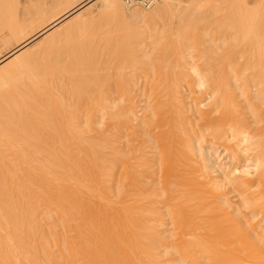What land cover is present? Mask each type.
<instances>
[{
  "label": "bare ground",
  "instance_id": "bare-ground-1",
  "mask_svg": "<svg viewBox=\"0 0 264 264\" xmlns=\"http://www.w3.org/2000/svg\"><path fill=\"white\" fill-rule=\"evenodd\" d=\"M0 1L15 40L0 58V264H264V19L238 0L233 17L214 19L222 29L200 9L188 7V22L176 0L151 12L123 0ZM94 1L117 24L142 21L120 38L152 39L143 63L120 51L96 61L97 18L83 13ZM168 20L184 30L175 43L163 38ZM205 25L226 30L222 48ZM60 33L74 41L68 55L55 49Z\"/></svg>",
  "mask_w": 264,
  "mask_h": 264
},
{
  "label": "rangeland",
  "instance_id": "rangeland-1",
  "mask_svg": "<svg viewBox=\"0 0 264 264\" xmlns=\"http://www.w3.org/2000/svg\"><path fill=\"white\" fill-rule=\"evenodd\" d=\"M8 0H6L5 2H7ZM65 1V0H64ZM67 1V4L69 3V5H70V3H71V0H66ZM66 1H65V3H66ZM163 1L164 0H161L158 4H156L154 7L156 8V7H159L161 4H163ZM193 1H195V0H176V3H179L180 5H181V9H184V11H185V13H184V11H182L181 13H184V14H181V16H188V14H186V12L188 13L189 12V8H195V9H192V10H197V11H199L198 9H200V11L202 10L203 12H202V15H204V17L203 18H206L207 16L209 17H207L206 19H209L208 20V22H210V21H216V20H214V19H217V17L218 18H221L222 17V19H223V17H225L226 16V18L224 19V20H222V19H220V20H222V22H224L226 19H227V17L229 18V15L231 16V15H233V14H229V12H227L228 10H229V8H230V6L232 5L233 6V4L234 3H232V4H230L229 2H231V1H233L234 2V0H226V2H225V0H213V1H211V0H198V2L199 1H201L200 3L201 4H199V3H197L196 1H195V3H197L195 6H194V2ZM222 1V2H221ZM224 1V2H223ZM238 1H242V6H241V8H243V9H240V10H246L247 12L246 13H244L243 15L245 16V17H250V18H256V19H260V18H262V19H264V0H238ZM1 2V1H0ZM95 2H97V1H94V3ZM125 1L123 0V4H124V8L126 9L127 8V10H130V11H133L135 8H136V10L137 9H139V10H143V11H145V12H151V11H153L154 9V7H151V8H145V7H140V6H137V7H132V8H130V7H128V6H126V4L124 3ZM162 2V3H161ZM194 3L192 6L190 5L191 3ZM203 2L206 4V5H204L203 4ZM214 2V3H213ZM63 3V2H62ZM61 3V4H62ZM212 3V4H211ZM226 3H228V4H226ZM1 4H5L4 2H2ZM67 4H65V5H67ZM72 4V3H71ZM93 6H92V5ZM215 4V5H214ZM230 4V5H229ZM6 7H8V4L6 3ZM63 5V4H62ZM89 5H91L92 7H89L88 6V8L85 10V11H83V13H84V18H89V16H96V18H97V20H96V23H95V27H96V25H97V27H96V29L95 30H93V32H95L96 33V35H95V37H96V39H102L101 37H105V36H107V35H109L110 37L111 36H113V37H115V35H116V39H117V41H122V36L124 37V35L123 34H125V33H127L125 30H127L126 29V27H130L131 25V28L130 29H133V25H139V23H142V21H138V19L134 22L135 24H132L133 23V21H132V23H130L131 25H124V26H126L125 27V30H124V26H122V24H117L115 21H113V19L112 18H108L107 16H106V14H101V15H103L104 17L102 18V17H100L101 15H99V11H101L102 9L100 8L101 6H99V3L97 2V3H95V5L93 4V3H90ZM159 5V6H158ZM200 5V6H199ZM202 5V6H201ZM210 5V6H209ZM196 6H199V7H197L196 8ZM2 7H5V6H0V8L2 9ZM5 7V8H6ZM11 7V5H9V8ZM189 7V8H188ZM208 7V8H207ZM210 7V8H209ZM235 7H236V5H235ZM239 7V6H238ZM238 7L236 8V9H238ZM5 8H3L4 10H6ZM186 8V9H185ZM188 8V9H187ZM207 8V9H206ZM211 8H213L214 10H216V8L218 9V10H220L218 13H216V15H214V10H213V12H212V10H211ZM0 10V14H1V18H0V20L1 19H3L4 17H7L6 16V14H7V12H6V14H5V16L3 17V15H4V10ZM11 9H12V7H11ZM152 9V10H151ZM203 9H205V10H207L206 12L203 10ZM232 9V11H233V8H231ZM10 10V9H9ZM188 10V11H187ZM191 10V9H190ZM208 10H210L209 12H210V14L208 13ZM223 10V11H222ZM197 11H191L192 13H194V15L197 13ZM199 11V12H200ZM238 11V10H237ZM3 12V13H2ZM190 12V13H191ZM234 12V11H233ZM9 13V12H8ZM189 13V15H190V17L191 16H193V15H191ZM205 13V14H204ZM236 13L237 12H235V17L237 16L236 15ZM239 13V12H238ZM241 13V15H242V12H240ZM11 14H13V13H11ZM98 14V15H97ZM113 14V13H112ZM201 14V13H200ZM199 13H197L196 14V16H198L199 18L201 17V15H200ZM209 14V15H208ZM227 14H228V16H227ZM200 15V16H199ZM207 15V16H206ZM196 16H193V18H194V20L197 18ZM217 16V17H216ZM243 16V17H244ZM10 17H12V16H10ZM9 16L7 17V18H10ZM14 17V16H13ZM111 17V16H110ZM116 17V16H115ZM115 17H114V14H113V18L115 19ZM119 17V16H118ZM201 17V18H202ZM231 17H233V16H231ZM239 17H241V16H239ZM98 18H100L99 20H98ZM183 18V17H182ZM182 18H180V16H179V18H177V19H181V22H182ZM185 18H187V21H188V18H189V16L188 17H185ZM185 18H184V21H185ZM193 18H191V19H193ZM11 19V18H10ZM112 21H111V20ZM118 19H120V18H118ZM205 19V20H206ZM261 19V20H262ZM4 20V19H3ZM9 20V19H8ZM16 20H19V19H15V21ZM116 20V19H115ZM133 20H135V19H133ZM190 20V19H189ZM15 21L13 20V22L15 23ZM20 22H23L22 20H19ZM19 21H17L18 23L17 24H19L20 22ZM122 21V20H121ZM129 21H131V20H129ZM128 20L126 21L127 22V24H129L128 22H129ZM196 21V20H195ZM195 21L194 22H192V20H190V23L192 22L193 24L195 23ZM219 21V20H218ZM218 21H216V25H219L220 26V24H218V23H220V22H218ZM1 22V21H0ZM13 22L11 23V24H13ZM125 22V23H126ZM139 22V23H138ZM168 22V24H166ZM170 22V20H168V21H166V25L168 26H166L165 28V30H164V32H162V33H164L165 34V36L167 35V33H168V35L166 36V37H163V38H165L164 40H167L166 38H168V36H169V39H168V41H167V43L169 42V43H171V41L173 40L174 41V43H175V41L176 40H178L176 37L174 38V35L172 36V34L174 33V34H178L179 32H181L180 31V26L178 27V29H176V27H175V23H174V25H173V23H172V25H171V23H169ZM186 22V21H185ZM189 22V21H188ZM221 22V23H222ZM3 23V25H0V58L2 57V55H6L14 46H15V43H14V39L12 38H10V34H9V30L7 29V28H5L4 29V24L6 23V24H8V22H5V20L2 22ZM2 23H0V24H2ZM72 23V22H71ZM137 23V24H136ZM187 23V22H186ZM185 23V24H186ZM189 23V24H190ZM191 23V24H192ZM197 23V22H196ZM206 23V22H205ZM213 23V25H214V22H212ZM10 24V25H11ZM124 24V23H123ZM184 24V26H189L188 25V23L185 25ZM190 24V25H191ZM192 24V25H193ZM120 25H121V27H120ZM164 24L162 23L161 24V26H163ZM197 25H200V24H197ZM203 25V24H202ZM207 25H209V23L207 24ZM212 25V26H213ZM216 25H214V26H216ZM226 24H224V26H225ZM2 26V27H1ZM12 26V25H11ZM173 26V27H172ZM222 26H223V23H222ZM5 27H7V26H5ZM8 27H10L9 25H8ZM22 27H23V24H22ZM122 27H123V29H122ZM160 27V26H159ZM196 27V25L194 26V28ZM203 27H204V25H203ZM205 27H206V25H205ZM209 27H211V26H209ZM209 27L207 28L206 27V29H207V31H204V30H206V29H204V30H200V31H204V32H208L207 34L208 35H210L211 34V37H212V39H215V41H216V39H217V42L218 43H216V46L215 45H213L212 43H210L211 45H210V47L212 46V47H217V45L218 46H222L223 47V42L222 41H224V40H220V39H224V35H222V34H219V33H217L220 29H215L214 30V28L212 29V28H210L209 29ZM1 28H3V29H1ZM135 28H137V26L135 27ZM199 28H201V25H200V27L198 26L197 28H195V30H196V32H197V30L199 29ZM220 28H221V26H220ZM162 29V31H163V28H161ZM202 29V28H201ZM222 29V28H221ZM59 30V29H58ZM124 31V33L122 32V31ZM129 30V29H128ZM127 30V31H128ZM176 30H179V32L178 31H176ZM225 30V29H224ZM219 31V32H224L225 33V31ZM254 30V31H253ZM252 31L253 32H255V31H259V30H256V29H253ZM134 31H135V29H134ZM159 30H157V31H155V32H158ZM216 31V32H215ZM230 31V30H229ZM233 31V30H232ZM232 31H230L231 33H234V32H232ZM111 32V33H110ZM137 32V31H136ZM135 32V33H136ZM184 32V30L182 29V32L181 33H183ZM195 32V33H196ZM204 32L203 33H200V35H202L203 34V38H204ZM123 33V34H122ZM159 33H161V32H159ZM180 33V34H181ZM195 33H193V34H195ZM198 33V32H197ZM196 33V34H197ZM210 33V34H209ZM65 33H60V35L57 37V38H60V41H59V44H56L55 43V45H57L56 46V48H55V46H53V49H50L52 52H53V56H55L54 54H56V56H57V52L58 51H60V53H62V52H64V54L66 55L68 52L70 53V49H71V52L73 51V46L72 45H74V41L73 42H71V41H68L69 39L68 38H65V35H64ZM113 34V35H112ZM121 34H122V36H121ZM164 34H162V35H164ZM170 34H171V36H170ZM179 34V35H180ZM126 35V34H125ZM198 35H199V33H198ZM215 35V36H214ZM63 36V37H62ZM109 36H107V37H105V38H107L108 39V37ZM120 38H118V37ZM195 36H197V35H195ZM213 36L215 37V38H213ZM219 36V39L217 38ZM100 37V38H99ZM193 37H194V35H193ZM192 37V38H193ZM197 37H201V36H197ZM223 37V38H222ZM63 38V39H62ZM112 38V37H111ZM161 38V40L163 39L162 37H160ZM202 38V39H203ZM208 38H209V36H208ZM68 39V40H67ZM176 39V40H175ZM201 39V38H200ZM205 39H207V38H205ZM11 40V41H10ZM13 40V41H12ZM64 40V41H63ZM71 40V39H70ZM80 40L83 42L84 41V39L83 38H80ZM97 40V51H100L101 49H102V51H100V52H98V57H96L95 59H96V61L98 62V60L100 59L99 57H101V59H100V61H99V63L100 64H103V65H111L110 63H107L106 64V60H107V62H108V60H109V62H110V60L113 58V60L115 61H118V58L120 57V55H121V57L119 58L120 59V62H124L125 64H135V62L136 61H134L133 60V58H134V56H135V60H137V59H139V61H137L136 63L139 65L140 63H143V61L142 60H140V59H142L141 57H143V56H145L146 57V55H148V52L149 53H151V48L153 47V49H154V45L152 44V39H150L149 37H148V35H144V36H142L141 38L139 37V38H133L132 40H131V38H130V41H129V39L126 41V44H125V42L124 41H122L121 43H118V42H114L113 40V38L111 39L112 41V46H111V42H110V44L108 43V41H106L107 42V44L108 45H104V44H106L105 43V40L104 41H98ZM125 40V39H124ZM164 40H163V43H164ZM9 41V42H8ZM66 41H68L69 43H70V45H69V43L68 42H66ZM172 41V42H173ZM180 41H181V39H180ZM66 42V43H65ZM100 42H101V44H103V46H105L104 48H102V45L100 44ZM124 42V43H123ZM161 42V41H160ZM166 42V41H165ZM11 43V44H10ZM14 43V44H13ZM45 43H47V42H44V43H41L42 45H40V47H38V50H41V52H39L38 50H37V52H36V54L38 53L39 55H42V58L44 57H46V56H48V55H45V56H43L44 54H43V48H45L46 49V46H47V44L48 43H50V42H48L47 44H45ZM72 43V44H71ZM114 43V44H113ZM116 43V44H115ZM163 43H161V44H163ZM167 43H165L166 44V49H167V53H168V55H171L172 56V54H173V51L175 50V48L176 47H174V48H172L173 50H171V47L174 45V43L173 44H171V45H167ZM168 43V44H169ZM191 43H194V45H197V44H195V40H194V42H193V40L190 42V45H191ZM13 44V45H12ZM44 44V45H43ZM100 44V45H99ZM119 44V45H118ZM124 44V46H122ZM246 44V43H245ZM50 45H51V43H50ZM113 45H115V46H113ZM118 45V46H117ZM127 45V47L125 48V46ZM194 45H191V46H193V47H196L197 48V46H194ZM244 44H242L241 45V48H242V46H243ZM11 46V47H10ZM68 46V47H67ZM101 46V47H100ZM144 46V47H143ZM175 46V45H174ZM208 46V45H207ZM220 46V47H221ZM108 47V48H107ZM111 47H113V48H111ZM162 46H160V48L158 49L159 51L162 49V48H164V47H162ZM168 47V48H167ZM221 47V48H222ZM245 47V46H244ZM247 47V46H246ZM52 48V47H51ZM54 48L57 50L58 49V51L57 52H55V50H54ZM60 48V49H59ZM179 48V47H178ZM200 47H198V49H199ZM251 48H255V46L253 47V46H251L250 47V49ZM48 46H47V51H48ZM69 49V50H68ZM100 49V50H99ZM106 49V50H105ZM107 49H108V51H107ZM115 51H114V50ZM119 49V50H118ZM121 49V50H120ZM152 49V50H153ZM157 49V48H156ZM155 49V50H156ZM180 49V48H179ZM246 49V48H245ZM64 50H66L67 51V53H65L66 51H64ZM104 50V51H103ZM111 50H113V52H115V53H113V52H109V51H111ZM124 50V51H123ZM127 50V51H126ZM136 51L135 52V55H134V53L132 52V51ZM148 50V51H147ZM171 50V51H170ZM178 50V49H177ZM47 51H44V53L45 54H49ZM62 51V52H61ZM118 51H120L119 52V54H118ZM123 51V52H122ZM128 51H130V52H132V54L130 53V52H128ZM157 51V50H156ZM156 51H155V53L152 51V53H154V57L153 58H155L156 59V57H159L160 55V53H161V56L163 55V53H162V51L161 52H157L158 53V56H156L157 55V53H156ZM176 51V50H175ZM193 51V50H192ZM50 52V51H49ZM127 52L129 53V54H127ZM147 52V53H146ZM6 53V54H5ZM51 53V52H50ZM59 53V52H58ZM68 53V54H69ZM102 53V54H101ZM67 54V55H68ZM111 54V55H110ZM114 54L116 55V54H118L116 57L114 56ZM127 54V55H126ZM146 54V55H145ZM60 55V54H59ZM102 55V56H101ZM106 55V56H105ZM110 55V56H109ZM113 55V56H112ZM126 55V56H125ZM174 55V54H173ZM193 55L195 56L196 55V51H193ZM49 56L51 57V55L49 54ZM48 56V57H49ZM64 56V55H63ZM103 56H104V58H103ZM128 56V57H127ZM137 56V57H136ZM141 56V57H140ZM164 56V55H163ZM166 56V55H165ZM164 56V57H165ZM47 57V58H48ZM65 57V56H64ZM111 57V58H110ZM43 58V59H44ZM97 58H98V60H97ZM110 58V59H109ZM115 58V59H114ZM117 58V59H116ZM122 59V60H121ZM123 59H126V60H124L123 61ZM128 59V60H127ZM191 58H188L187 60H188V62H189V64H191V63H195V64H197V63H199V61L197 62V61H191L190 60ZM42 60V59H41ZM46 60V59H45ZM112 60V62L111 63H113L114 61ZM239 61V63H243L244 64V62H245V59L243 58H241V59H239L238 60ZM115 63V62H114ZM192 65V64H191ZM22 79V77H19V76H17L16 77V79H14V81L15 82H17L18 81V83L20 82L18 79ZM20 79V80H21ZM184 95H185V97L187 98V96H188V91H187V89L184 91ZM188 102V101H187ZM207 145H205V144H203L201 147H202V153H204V151L206 150V151H208V149H209V147H210V145H208L207 147H206ZM215 149V148H214ZM205 151V152H206ZM217 153H219L218 155H220L221 154V159H220V162L222 163V164H225L226 166L227 165H229L228 164V160L225 158V153H224V151H223V149L222 148H220V149H217ZM224 154V155H223ZM232 168V167H231ZM218 176V175H217ZM171 227V228H170ZM169 230L170 229H172V226H169V228H168ZM167 229V230H168Z\"/></svg>",
  "mask_w": 264,
  "mask_h": 264
},
{
  "label": "built area",
  "instance_id": "built-area-1",
  "mask_svg": "<svg viewBox=\"0 0 264 264\" xmlns=\"http://www.w3.org/2000/svg\"><path fill=\"white\" fill-rule=\"evenodd\" d=\"M126 6L132 8V7H145V8H151L154 7L156 4H158L161 0H124Z\"/></svg>",
  "mask_w": 264,
  "mask_h": 264
}]
</instances>
